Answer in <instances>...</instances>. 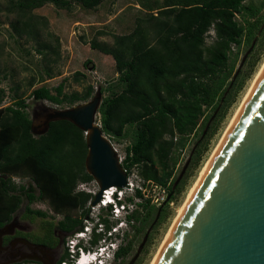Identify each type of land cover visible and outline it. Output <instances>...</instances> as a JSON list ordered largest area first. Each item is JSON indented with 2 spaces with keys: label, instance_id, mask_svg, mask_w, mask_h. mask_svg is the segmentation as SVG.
<instances>
[{
  "label": "trees",
  "instance_id": "trees-1",
  "mask_svg": "<svg viewBox=\"0 0 264 264\" xmlns=\"http://www.w3.org/2000/svg\"><path fill=\"white\" fill-rule=\"evenodd\" d=\"M107 1L17 0L11 1L9 12L28 14L47 5L67 11L74 6L96 11ZM244 1L155 0L154 5H146L144 17L137 18L129 32L113 36L112 46L93 42L92 48L113 64L109 73L118 75L108 82H111L108 89L100 87L102 93H112L99 111L102 129L113 141L128 137V127L135 128L123 163L129 173L137 168L144 180L168 185L178 163L174 154L183 151L188 138L196 134L205 108L215 107L210 120L217 115L233 86L225 89L231 76L228 68L232 46L241 45L245 33L236 15L244 11L255 15V10L246 7ZM32 21L30 17L28 21H20L23 27L17 23L12 27L18 36L31 35L35 28ZM212 30L214 37L207 43ZM80 77L86 75L77 73L75 81L80 82ZM64 89V83L53 90L41 86L31 96L37 101L73 107L90 100L95 92L93 85L84 93L68 94ZM3 98L1 90L0 107ZM28 108L21 97L0 108V227L12 220L26 200V217L47 218L46 212L30 207L36 201L46 202L52 210L64 215L61 228L70 231L79 226L80 231L83 218L89 214L88 203L94 199L88 192L75 193L79 182L94 181L85 168L88 148L84 133L69 121H57L50 124L46 134L38 135L32 129ZM206 131L203 130L191 152L193 161L201 156ZM14 176L31 182L18 186L13 182ZM177 181L178 178H173L171 183L170 195L174 194L170 201L178 191ZM168 206L167 203L164 207ZM144 208L145 219L152 217L155 207L146 203ZM75 210L81 211V215L74 217L71 212ZM139 216L142 215L134 216L136 221ZM105 223L109 225L107 220Z\"/></svg>",
  "mask_w": 264,
  "mask_h": 264
},
{
  "label": "rangeland",
  "instance_id": "rangeland-1",
  "mask_svg": "<svg viewBox=\"0 0 264 264\" xmlns=\"http://www.w3.org/2000/svg\"><path fill=\"white\" fill-rule=\"evenodd\" d=\"M11 1L17 0H0V91H4L0 108L14 104L21 97L29 105L27 111L31 119L35 112L40 113L37 125L44 121L45 109L70 107L59 106L46 100L37 101L31 96L32 91L41 86L53 90L64 83L65 93H84L89 85H93L95 88L93 98L100 87L108 89L111 85V82H108L118 75L109 73L113 69V64L100 51L92 48L93 42L112 46L113 36L129 32L136 24L137 18L144 17L147 12L146 5H154L155 2V0H108L96 11L84 10L79 6L67 11L47 5L40 10L24 14L18 10L9 12ZM244 5L253 8L255 15L248 11L236 15V20L245 27V33L241 38V45L235 46L232 50L229 62L228 70H231V76L226 82L225 89L233 84L230 86L231 91L221 103L217 115L211 120L215 107L205 108L196 134L188 138L183 151L175 152L174 159L178 160V163L174 179H179L190 161L183 177L177 183L178 191L171 204L156 220L157 211L163 208V205L155 207L152 217L145 219L147 214L145 210L134 222V228L130 232V241L134 244L133 251L125 264L133 259H136L135 264L154 262L178 218L179 211L194 190L240 110L256 76L264 66V0H245ZM153 14L157 15V11H153ZM30 17L35 24L33 34L18 36L12 24L17 23L18 27H23L21 23L28 21ZM211 42L212 39L208 38L207 43ZM88 61L91 63L86 65ZM77 73L86 75V78L80 77L81 81L76 82ZM111 95V91H105L103 101ZM127 130L128 137L112 141L123 159L126 157L127 147L132 143L135 128L128 127ZM203 130H207V135L201 143L203 150L200 158L193 161L190 159L191 152L197 147ZM132 179L136 180L135 171ZM13 182L19 186L28 185L31 180L14 176ZM97 186L95 181L85 185L91 191H95ZM26 203L25 200L15 215L20 214ZM30 207L34 211L46 212L47 219L52 215V209L46 202L36 201ZM71 214L80 216L81 211L75 210ZM56 218L59 220L62 215ZM138 230L141 232L138 233Z\"/></svg>",
  "mask_w": 264,
  "mask_h": 264
},
{
  "label": "water",
  "instance_id": "water-1",
  "mask_svg": "<svg viewBox=\"0 0 264 264\" xmlns=\"http://www.w3.org/2000/svg\"><path fill=\"white\" fill-rule=\"evenodd\" d=\"M102 103L99 88L91 100L49 108L40 134L57 121H69L83 131L88 148L85 168L99 187L92 206L100 202L104 190L123 188L128 179L118 151L102 129ZM157 264H264V75Z\"/></svg>",
  "mask_w": 264,
  "mask_h": 264
},
{
  "label": "flooded vegetation",
  "instance_id": "flooded-vegetation-1",
  "mask_svg": "<svg viewBox=\"0 0 264 264\" xmlns=\"http://www.w3.org/2000/svg\"><path fill=\"white\" fill-rule=\"evenodd\" d=\"M48 112V109H45V117ZM39 116L40 113L35 112L32 118V129L38 135L44 131V121L41 124H36L39 121ZM84 184L88 183H78L75 189L76 194L85 192ZM25 207L20 211V214L14 215L12 220L0 227V264H63L66 262L67 264H73L78 255L77 253L72 254L66 247V243L70 237L81 231H78L80 227L78 226L70 231L61 228L64 215L57 213L55 210H52V215L49 216L50 219H43L35 215L26 217ZM163 209L165 207L159 211L157 218L161 215ZM58 215H62L59 220L56 218ZM89 218L88 215L83 218V226ZM96 237L97 241H95ZM96 237H92L90 244L95 245L100 240L99 235ZM116 243L120 255L117 254L113 264H125L132 254L134 245L130 241V232H127L122 240L117 237ZM79 248L78 246L77 249ZM135 261L136 259L130 260L128 264H135Z\"/></svg>",
  "mask_w": 264,
  "mask_h": 264
},
{
  "label": "built area",
  "instance_id": "built-area-1",
  "mask_svg": "<svg viewBox=\"0 0 264 264\" xmlns=\"http://www.w3.org/2000/svg\"><path fill=\"white\" fill-rule=\"evenodd\" d=\"M209 35L214 37V31L212 30ZM232 46V50L234 47ZM178 136L175 138L177 141ZM115 146V145H114ZM116 148V147H115ZM117 150V149H116ZM118 151V150H117ZM126 157L123 159L120 157V162L123 166ZM124 168V167H123ZM177 169H175L176 171ZM124 171L128 174L126 186L123 188L110 187L104 190L100 202L92 206V201L88 203L87 209L89 210L88 216L90 217L85 221L83 229L76 233L73 237L67 240L66 247H68L72 254L75 253L74 248L78 240L84 236H88L87 239H91L89 235L91 232V219L99 221L97 232L104 231L107 228L105 220L108 224H111L108 236H114L119 230V227L123 226V229L119 232V239L122 240L127 232H131L134 228V222L136 219L134 216L142 215L145 212L144 205L149 203L153 207H161L164 204H171L172 201H168L170 197V186L173 178L169 181L168 185H161L157 182L146 181L141 178L137 172V168H133L131 173L128 169L124 168ZM133 171H135L136 180L132 179ZM86 184L83 186L85 187ZM99 187L97 186L95 191H91L85 187V192L95 195L98 193ZM115 232V233H114ZM99 242H104V238H99ZM115 246V244H112ZM100 250H104L103 247ZM63 264H67L63 263Z\"/></svg>",
  "mask_w": 264,
  "mask_h": 264
},
{
  "label": "clouds",
  "instance_id": "clouds-1",
  "mask_svg": "<svg viewBox=\"0 0 264 264\" xmlns=\"http://www.w3.org/2000/svg\"><path fill=\"white\" fill-rule=\"evenodd\" d=\"M99 221L96 219H91V239H87L88 236H84L78 240L75 245L74 251L77 253V260L73 264H113L116 256L119 252L117 247L116 238L119 237V232L123 229V226L119 227V230L115 233L114 236H108L107 232L109 231L110 225H107V228L104 231L97 232ZM84 227V226H83ZM100 236L104 238V242H97L95 245L90 244L92 242V237ZM82 242L86 243L83 244ZM115 244V246H112ZM78 246L80 247L79 249ZM103 247L104 250H100ZM68 248V247H67ZM69 249V248H68Z\"/></svg>",
  "mask_w": 264,
  "mask_h": 264
},
{
  "label": "bare ground",
  "instance_id": "bare-ground-1",
  "mask_svg": "<svg viewBox=\"0 0 264 264\" xmlns=\"http://www.w3.org/2000/svg\"><path fill=\"white\" fill-rule=\"evenodd\" d=\"M264 75V66L263 68L261 69V71L258 73V75L256 76L254 82H253V85L248 93V95L246 96L242 106L240 107V110L237 112L236 116L234 117V120H232V123L231 125L229 126L226 134L224 135L223 139L221 140L218 148L216 149V151L214 152V154L212 155L208 165L206 166L204 172L202 173V175L200 176L198 182L196 183L195 187H194V190L192 191V193L190 194L189 198L186 200L184 206L181 208V210L179 211V214H178V218L176 220V222L174 223L168 237L166 238V240L164 241V243L162 244L154 262L152 264H157L159 259H160V256L161 254L163 253L164 249L166 248L168 242L170 241L171 237H172V234L174 233L176 227L178 226L180 220L182 219L183 215L185 214L186 212V209L188 208V205L190 204L193 196L195 195L197 189L199 188L202 180L204 179L205 175L207 174L208 170L210 169L212 163L214 162V160L216 159L218 153L220 152V149L222 148L223 144L225 143L226 139L228 138L229 134L231 133V131L233 130V128L235 127L240 115L242 114V111L244 110V108L246 107L251 95L253 94L254 90L256 89L259 81L261 80V78L263 77Z\"/></svg>",
  "mask_w": 264,
  "mask_h": 264
}]
</instances>
